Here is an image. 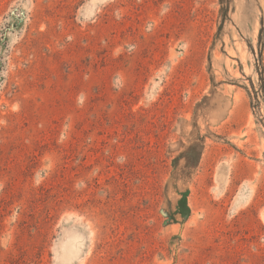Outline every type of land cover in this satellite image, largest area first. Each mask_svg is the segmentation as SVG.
Returning <instances> with one entry per match:
<instances>
[{
	"label": "rangeland",
	"instance_id": "1",
	"mask_svg": "<svg viewBox=\"0 0 264 264\" xmlns=\"http://www.w3.org/2000/svg\"><path fill=\"white\" fill-rule=\"evenodd\" d=\"M0 264H264V0H0Z\"/></svg>",
	"mask_w": 264,
	"mask_h": 264
},
{
	"label": "trees",
	"instance_id": "2",
	"mask_svg": "<svg viewBox=\"0 0 264 264\" xmlns=\"http://www.w3.org/2000/svg\"><path fill=\"white\" fill-rule=\"evenodd\" d=\"M260 100L257 99V102H259Z\"/></svg>",
	"mask_w": 264,
	"mask_h": 264
}]
</instances>
